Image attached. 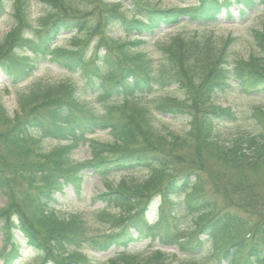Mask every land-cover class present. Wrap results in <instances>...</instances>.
<instances>
[{
    "label": "trees",
    "instance_id": "trees-1",
    "mask_svg": "<svg viewBox=\"0 0 264 264\" xmlns=\"http://www.w3.org/2000/svg\"><path fill=\"white\" fill-rule=\"evenodd\" d=\"M30 1L0 0V17L12 19L0 73L13 89L44 62L68 77L28 83L13 117L1 103L10 91L0 90L3 264L21 259L20 245L41 264H95L85 251L113 252L103 264H264V107L239 112L214 100L229 91L264 99V0H38L46 13L36 26ZM232 5L240 20L260 10L250 34L260 56L226 61L230 40L216 45L210 32L151 43L181 20H232ZM172 87L175 97L165 94ZM162 118L186 130L162 131ZM104 131L110 142L90 138ZM82 147L90 159L74 160ZM88 174L104 187L91 199L101 207L64 213L61 201L69 191L80 198Z\"/></svg>",
    "mask_w": 264,
    "mask_h": 264
},
{
    "label": "rangeland",
    "instance_id": "rangeland-1",
    "mask_svg": "<svg viewBox=\"0 0 264 264\" xmlns=\"http://www.w3.org/2000/svg\"><path fill=\"white\" fill-rule=\"evenodd\" d=\"M152 6L156 8H170L173 6L184 7L185 5L179 4L176 0H150ZM195 3L192 2L191 5ZM240 7L239 5H232L230 9L234 10ZM259 9V8H258ZM30 17L33 20L32 24L34 26L37 25V20L41 18L45 13V7L38 2V0H31L29 3ZM256 12L255 14H249L246 20H240L235 13L232 12V20H228L225 18L224 15L220 16L217 23L213 26L205 27L199 23H190L187 20L180 22L175 27H171L168 29H163L158 32L152 39L151 43L159 42V43H166L170 38L178 35H188L191 36L193 33H212L214 37V42L216 45L223 44L228 39L230 40L229 44L225 48V60H242L245 61L249 56H260L257 52L256 48L254 47L253 40H251V32L255 29L260 28L261 26V14ZM12 24V19L9 16H2L0 17V39L3 35H5ZM113 36L120 37L123 39V35L120 32L113 33ZM68 40V35H62L58 41V45H63L64 41ZM150 44L149 40H145V46L143 49L147 52L148 57L153 61L156 65L157 62L160 61V57L157 52L150 51L149 48H146ZM262 59V58H261ZM264 63V61H263ZM68 75L59 70L53 65L45 62L40 63L37 67L36 72L33 74L32 79L28 80L26 83H23L20 87L17 88H10L6 79L0 74V90L4 87H7L10 91L8 95H4L1 98V103L5 110L7 111L9 116H13L17 111V103H16V96L19 91H23L26 89L28 83L33 84L36 79H41L42 82L45 83H53V82H60L65 80ZM15 90H18L15 94L13 93ZM12 91V92H11ZM176 91L174 88L168 89L165 91V94L175 97ZM216 105L222 107H229L232 110L244 112L249 107L252 106H261L264 107V99L258 98L253 100H245L243 95L238 92L229 91L226 94L219 95L217 98L214 99ZM160 128L162 131H171L176 132L177 134H181L186 130V122L182 119H171V118H162L160 121ZM227 128H225L226 130ZM223 137V136H221ZM93 140L98 142L107 143L111 141L108 133L104 132H97L91 136ZM72 158L76 161H83L89 158V154L86 147H82L76 150ZM217 169L222 170L221 167L217 166ZM119 178L115 177L111 179L112 183L118 182ZM104 191V187L102 183L91 174H88L85 178L84 186L82 188V192L80 198H76L72 195L71 191L68 192V195L63 198L61 201V206L63 207L64 213L69 212H79L88 214L92 210L98 209L101 207L99 203H93L91 199L93 196L97 195L98 193ZM5 201L2 197H0V208L4 205ZM88 216L85 217V220H88ZM4 248V240L2 234L0 233V253ZM165 253L174 254V249H161ZM7 251V250H6ZM87 253L94 261L95 264H103L108 257H110L113 252L107 254H100L96 252H89ZM23 259L21 260L20 264H37L40 261L37 257L29 251L23 252ZM2 258L0 257V264ZM50 264V263H46Z\"/></svg>",
    "mask_w": 264,
    "mask_h": 264
}]
</instances>
